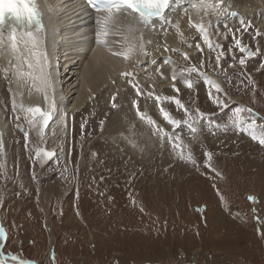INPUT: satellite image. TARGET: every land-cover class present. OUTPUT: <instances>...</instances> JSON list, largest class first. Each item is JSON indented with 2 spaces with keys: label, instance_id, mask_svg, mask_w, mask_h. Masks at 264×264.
<instances>
[{
  "label": "rangeland",
  "instance_id": "374dc122",
  "mask_svg": "<svg viewBox=\"0 0 264 264\" xmlns=\"http://www.w3.org/2000/svg\"><path fill=\"white\" fill-rule=\"evenodd\" d=\"M229 19L241 18L230 13ZM262 32L253 30L239 42L234 64L227 47L217 53L219 64L207 62V49L195 43L191 53H199L197 59L183 64L176 52L173 60L185 69L176 84L190 92L186 97L178 96L176 85L146 91L134 81L120 95L110 91L116 83L111 80L89 100L87 111L73 113L76 131L81 118L100 123L90 142L77 133L78 145L61 141L68 133L36 142L30 131L34 113L16 110L0 92L10 127L6 156L0 150V229L6 235L0 237V264H264ZM159 42L169 49L166 38ZM231 64L235 70L244 65V82L226 78ZM237 109L244 110L238 117ZM135 121L143 138L125 144L127 135L122 139L119 133ZM29 139L27 156L22 150ZM96 139L99 144L91 146ZM69 150L80 153L71 163ZM51 151H58L55 160L41 167V152ZM65 165L72 183L61 177ZM47 214L58 244L54 254Z\"/></svg>",
  "mask_w": 264,
  "mask_h": 264
},
{
  "label": "bare ground",
  "instance_id": "6f19581e",
  "mask_svg": "<svg viewBox=\"0 0 264 264\" xmlns=\"http://www.w3.org/2000/svg\"><path fill=\"white\" fill-rule=\"evenodd\" d=\"M37 4L44 10V18L42 31H34L38 40L35 47L31 43L25 44L19 32L15 35L13 50L10 40L12 30L8 24H5L0 33V40L3 41L0 43V92L4 98H9L16 110L28 113L27 108L41 109L44 115L31 114L35 118L33 122L36 123L29 126L35 141L43 144L53 142L68 133V140L61 141L67 142L68 145H78L76 136L79 132L83 133L85 142H90L89 139L99 132V120L81 118L80 128L76 131V124L70 119L73 113L87 111L89 100L99 95L103 88L108 89L107 85L111 80H116V83L110 91L114 93L117 90L120 95L127 87L135 85L134 81L146 88V91L148 87L151 90L153 87L156 89L164 85H176L178 96L186 97L190 92L176 84L178 76L185 72V69L181 70L179 67L177 59L173 60L176 52L183 55V64L194 57L197 59L200 54L191 53L192 44L195 43L198 48L207 49V53L203 52V58L207 62L215 60L219 64L217 53L227 47L228 62L234 64L237 61L235 49L239 42L244 41L245 36L253 30L264 31V0H171L168 4L169 10L163 18H156L149 25H144L145 27L130 9L127 13L115 12L111 20L106 22L103 18L107 14H88L80 0H39ZM230 13H238L241 19L230 21ZM168 21L172 24L169 25ZM214 22L227 24L215 27L212 26ZM166 26H171V29L168 30ZM157 38L158 40L154 41ZM163 38H166L169 45L166 51L159 42ZM224 38L227 41L220 44ZM149 43L154 49L148 48ZM219 44L220 47H217ZM232 64L225 70L226 78L232 82H244L247 71L243 69L240 72L244 65L236 67L235 70ZM209 75L213 76L211 72ZM3 78L9 81L10 87L6 88L1 84ZM214 79L218 78L215 76ZM225 91L227 92L226 88ZM230 92L234 94L236 90L230 89ZM146 113L150 112L146 109ZM46 117L50 118L46 120ZM7 123L0 107V150L3 156H6L5 145L10 137V127ZM138 127L140 126L135 121L125 126V131L119 129L122 131L119 138L125 139L127 135L125 144H139L143 137L140 136ZM32 140L29 139L28 147L22 150V154L24 152L29 156L32 153V148L29 147ZM97 144L99 139L91 146ZM77 154H80L79 150H69L66 157L69 163ZM57 155L58 151L42 153L39 160L41 167L50 158L55 160ZM122 157L123 153L117 158ZM65 166L60 171V174L63 173L61 177L63 181L72 183L71 174L68 173L71 167ZM46 189L49 190L48 187ZM64 192L65 197L70 195L68 190ZM49 215L46 216L45 228L50 234V252L53 250L54 254L58 244L50 231ZM3 233L6 237L4 230Z\"/></svg>",
  "mask_w": 264,
  "mask_h": 264
},
{
  "label": "snow or ice",
  "instance_id": "6c2138e0",
  "mask_svg": "<svg viewBox=\"0 0 264 264\" xmlns=\"http://www.w3.org/2000/svg\"><path fill=\"white\" fill-rule=\"evenodd\" d=\"M88 2L93 5L94 10L107 13V16L103 18L106 22L111 20L115 12L124 11L127 13L128 10L131 9L133 13L139 14L140 19L145 24L150 23L154 17L161 16L169 4V0H99V3H97L96 0H88ZM232 15H236V13H232ZM6 21L10 22L12 25L10 40L12 41L13 50H15V35L19 33L20 29L24 30L19 34L25 44L31 43L33 47L36 46L38 40L34 36V31L38 33L43 29L42 14L36 4V0H0V33H2ZM0 43H3V41L0 40ZM240 50L242 52L245 51L243 47H241ZM116 54L118 53H114V55ZM125 59H127V55H125ZM240 63L244 64V60H241ZM29 67H31V65H29ZM190 86L189 84V87ZM177 103L179 104V101H177ZM113 106L115 107V105ZM28 111L40 113L42 116L44 115L40 108H30ZM242 111L244 110H236L237 117ZM247 111L251 112V109ZM48 118L50 117H46V120ZM193 131H195V129H193ZM260 143L264 144V138L260 139ZM249 199L255 202L253 197H249ZM3 236V229H0V237Z\"/></svg>",
  "mask_w": 264,
  "mask_h": 264
},
{
  "label": "water",
  "instance_id": "95a60500",
  "mask_svg": "<svg viewBox=\"0 0 264 264\" xmlns=\"http://www.w3.org/2000/svg\"><path fill=\"white\" fill-rule=\"evenodd\" d=\"M232 17H233V19H235V18H239V15H238V14H236V15H232ZM246 53L249 55V57L252 56V55H251V52L249 51V49L246 51Z\"/></svg>",
  "mask_w": 264,
  "mask_h": 264
}]
</instances>
